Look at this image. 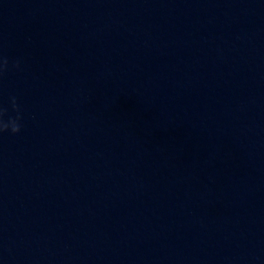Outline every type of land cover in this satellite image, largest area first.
Listing matches in <instances>:
<instances>
[{
  "label": "water",
  "instance_id": "1",
  "mask_svg": "<svg viewBox=\"0 0 264 264\" xmlns=\"http://www.w3.org/2000/svg\"><path fill=\"white\" fill-rule=\"evenodd\" d=\"M23 129L0 137V264H120L40 135L9 72Z\"/></svg>",
  "mask_w": 264,
  "mask_h": 264
},
{
  "label": "clouds",
  "instance_id": "2",
  "mask_svg": "<svg viewBox=\"0 0 264 264\" xmlns=\"http://www.w3.org/2000/svg\"><path fill=\"white\" fill-rule=\"evenodd\" d=\"M21 71L19 59L10 61L7 56L0 52V84L9 71ZM24 113L18 98L9 95L7 100L0 98V137L5 134L18 135L23 129Z\"/></svg>",
  "mask_w": 264,
  "mask_h": 264
}]
</instances>
